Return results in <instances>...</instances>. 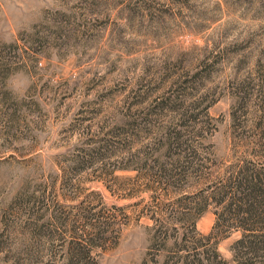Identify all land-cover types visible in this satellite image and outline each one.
<instances>
[{
    "label": "rangeland",
    "instance_id": "374dc122",
    "mask_svg": "<svg viewBox=\"0 0 264 264\" xmlns=\"http://www.w3.org/2000/svg\"><path fill=\"white\" fill-rule=\"evenodd\" d=\"M245 161L264 163V0H0V264H66L82 237L83 264H175L180 214Z\"/></svg>",
    "mask_w": 264,
    "mask_h": 264
},
{
    "label": "trees",
    "instance_id": "16d2710c",
    "mask_svg": "<svg viewBox=\"0 0 264 264\" xmlns=\"http://www.w3.org/2000/svg\"><path fill=\"white\" fill-rule=\"evenodd\" d=\"M163 144L167 151L176 153L172 169H161L166 177L172 178L177 173L179 176L182 161L188 160V156L181 155L190 146L181 131L177 130L165 132ZM191 199V207L177 219L178 223H189L191 233H179L174 239L173 246L177 252L175 264H229L216 252V244L233 232L240 235L231 246V264H264V163L245 161L236 165L229 175ZM209 206L214 210V224L208 235L200 236L196 232V222ZM77 242L83 245L79 246ZM77 242L67 249L66 264H83L81 256L90 253V239L82 237Z\"/></svg>",
    "mask_w": 264,
    "mask_h": 264
}]
</instances>
